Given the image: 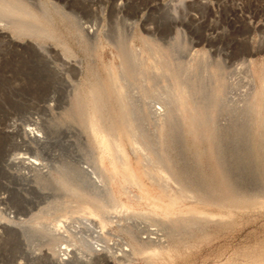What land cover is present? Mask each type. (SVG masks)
Segmentation results:
<instances>
[{"label": "rangeland", "instance_id": "rangeland-1", "mask_svg": "<svg viewBox=\"0 0 264 264\" xmlns=\"http://www.w3.org/2000/svg\"><path fill=\"white\" fill-rule=\"evenodd\" d=\"M27 1L34 5H39L42 1H50L54 5L56 3L63 22L57 23L58 39L17 37L9 29L0 28V228L1 225H6L12 232L11 235L6 229L0 230V264H28V261L32 262L29 264H43L37 260L38 255L46 250L45 246L40 245L41 239L49 240V229L56 228V222L59 221L60 225L67 224L63 226L68 231L69 228H74L75 231L72 225L82 228L80 233L87 236L78 234L75 237L73 231L71 238L74 239L64 238V241H60L61 245L69 244L67 246L71 252L80 249L86 256L91 254L87 244L83 246V240L77 238H86L89 243L94 244L97 241L94 236L96 234L92 229L86 230V226L82 224L84 216L75 208V199L60 183V178H67L72 184L84 182V185L92 187L93 181L98 182L95 180L96 174L98 178H102L95 165L92 140L87 135L84 123L72 110L73 94L78 87L89 81L96 78L106 79L109 69L118 68L123 57L129 58L128 55L131 57L138 54L146 40L155 41L161 47L165 46V49L167 46L173 59L184 64L198 66L197 63L205 57L210 64L220 67L221 78L224 77L221 79L222 83L228 87L227 89L222 85L226 89L221 88L222 97L218 110L221 113L217 112L221 116L216 115V121L220 119L217 124L223 125L219 129L222 132L219 133V153L223 151V154L220 153V157L224 156L221 162L226 165H222L225 167L223 169H227L228 175L231 172L230 175L235 181L232 182L243 190L246 189L245 191L256 192L264 185V156L258 153L256 155L253 145L249 144L253 141L249 136V128L242 127L243 124L247 125L243 121L242 108L235 105V108L232 107L235 102L233 95L239 96L241 92L244 96L249 83V73L245 75L246 70L249 67L253 71L264 70L261 67H264V0ZM118 42L120 47L117 46ZM224 95L231 98L223 97ZM240 96V100L235 97L239 101L235 104L242 100L243 97ZM155 100L156 98L153 101ZM237 106L240 107V104ZM231 111L236 117L230 115ZM238 117L239 122L242 121L241 124L238 122L241 129L235 131ZM231 118L234 119L233 123L228 121ZM141 124L143 128L152 127V122H148V119L141 121ZM228 125L235 126L230 128ZM28 128H33L42 136V140L38 142L30 139L25 134ZM232 131L239 134L233 135ZM221 136L227 138L223 139ZM243 136L246 140L249 136L248 144L246 140L243 142ZM181 141L177 137L174 150L178 167L189 178L197 176L202 179L198 176L200 173L203 177L206 176L203 178L206 180L213 170L215 172V160L209 154L202 156V150L205 149L202 143L199 145L203 146L196 145L197 148L194 144L183 142L184 145ZM247 148H250L249 151L252 148L253 150L249 153ZM257 156L261 159L256 158ZM25 158L35 159L38 167L33 169L25 165ZM127 189L131 194L138 193L133 187ZM125 196L122 195L121 198L124 201ZM146 208L149 209L142 202L139 211H145ZM118 216H114L116 220L113 219V224H110L112 226L107 228L109 232L106 231L105 238H101L102 242L112 244L113 251L124 248L121 247V241L125 239L115 229L116 224L124 222V216ZM138 216L133 218L138 224L142 222L139 224L143 228V233H139L143 234L141 237H151L155 236L154 233H159L160 224L156 220L149 221L150 218ZM232 216V219L216 225L209 224L211 230L214 229L210 237L201 243L197 241L199 243L183 249L182 252L178 251V257L173 264H216L230 257H238L244 251L264 248V206L237 210ZM111 248V252L105 255L112 256V264H123V259L114 260L113 257L120 251L113 253ZM142 263L140 257L134 259V264ZM85 264L107 263L87 261Z\"/></svg>", "mask_w": 264, "mask_h": 264}, {"label": "bare ground", "instance_id": "bare-ground-1", "mask_svg": "<svg viewBox=\"0 0 264 264\" xmlns=\"http://www.w3.org/2000/svg\"><path fill=\"white\" fill-rule=\"evenodd\" d=\"M59 10L56 8V3L54 5L50 1H42L39 5H34L27 0H0V28L9 29L17 37L58 39L56 28L59 25L57 23L63 19ZM147 41H143L142 49L138 54L131 57L128 55L129 58L123 57L120 59L118 68L109 69L106 79L96 78L89 81L86 85L78 87L73 94L72 102L70 101L73 108L71 109L84 123L85 130L88 132L86 133L92 140L95 149V165L102 178H98L96 174L95 180L98 182L93 181L92 187L84 185V182L72 184L67 178H60L61 182H59L75 199L77 212L84 216L85 223L82 222V224L86 226V230L94 231L97 241L94 240L96 242L91 244L86 238L79 237L81 239L77 238V240H83V246L87 244L91 254L86 256L87 254H83L80 249L71 252L67 246L69 244L62 246L60 241L73 237L74 228H69L72 231L70 233L68 228L65 229L63 226L67 224L60 225V221L56 220L59 221V223L56 222L57 227H49L51 238L41 239L40 245L45 246L46 250L38 255L37 260L40 263L85 264L87 261L91 263L99 261L112 264V256H106L105 253L109 254L110 248L112 247V250L114 247L108 242V244L102 242L101 238L106 234L107 228L112 226L110 224L114 216L119 215L124 216V222L120 223L118 219L119 223L115 225V229L125 240L122 242L119 239L121 247L124 248L115 249L121 254L118 252V255L113 256L114 260L123 259V264H134V259L140 257L142 264H173L174 259L178 257V251L182 252L183 249L210 237L214 229L211 230L209 224L216 225L218 222L232 219L233 213L237 210L264 206V185L256 192L245 191L246 189L243 190L242 187L233 183L235 181L230 175L231 172L230 177L227 169H223L225 167L222 166L225 163L221 162L224 156L220 157L223 151L219 153V135L222 134L219 129L223 125L220 126L221 121L220 125L217 124L220 119L216 121L218 118L216 115H220L217 112L222 97L221 88L224 85L227 89L228 87L222 83L221 79L224 77L221 78L220 67L210 64L205 57L199 63L196 62L198 66L191 63L184 64L173 59L167 46L165 49V46L163 48L155 41ZM119 45L121 44L118 42L117 46ZM247 70L244 74L249 73L247 77L249 83L246 79L247 88L244 94L242 92L244 96L241 95V90L237 89L243 97L239 95L242 98L238 103L240 107L237 103L235 104L240 100L238 92L237 96L233 95L235 102L232 107L235 105L242 108L244 118L238 114L237 116L242 117L245 125L246 123L248 125L243 126V124L242 127L249 128V136L253 141L249 144H252L254 148L251 150L255 151L256 155L258 153L264 156V70L253 71L251 67ZM228 91L230 90H226ZM154 104L158 106L153 107ZM228 107L226 108L229 109ZM230 115L234 116L232 111ZM233 116L232 118L236 117ZM232 118L228 121L232 122L234 120ZM240 118L238 117L235 121L237 127L242 123V121L239 122ZM145 119L152 122L150 129L142 127L141 121ZM237 127L235 131H240L241 126ZM223 133L228 132L223 131ZM25 134L32 140L38 142L42 140V136L33 128L26 129ZM234 134L238 135L239 132ZM177 137L182 140V143L189 142L195 146L202 143L205 147L202 150V156L209 154V157L215 160V172L210 171L211 176L208 175L206 180L203 179L206 176L203 177L200 173L197 174L202 179H198L195 172L194 175L197 178L194 176L189 178L188 174L178 167L177 158L175 159L176 155H174ZM222 138L225 139L227 136ZM245 140L244 138L243 142ZM249 149L247 148L248 151ZM252 152L251 156H253ZM24 163L33 169L38 167L35 159L25 158ZM262 181L260 179L261 183ZM128 187L135 188L138 193L131 194ZM122 195H126L125 201L121 199ZM142 202L149 209L139 211ZM135 215H139L138 217L143 215L144 218H150L149 221L156 220L160 224L159 233H154L155 236L151 237H141L143 228L139 224L142 222L139 224L135 222L133 218ZM72 226L75 227V237L78 234L81 236L85 234L80 233L82 228ZM1 228L11 232L6 225H1ZM155 229L158 231L157 228ZM151 230L153 231V228ZM140 232H142L141 235ZM94 236L92 234V237ZM115 251L112 250L113 253ZM29 262L31 261H28V264ZM216 264H264V248L244 251L238 257H230Z\"/></svg>", "mask_w": 264, "mask_h": 264}]
</instances>
